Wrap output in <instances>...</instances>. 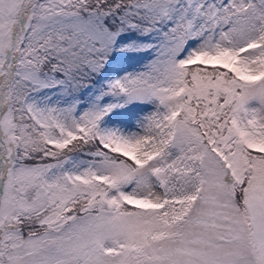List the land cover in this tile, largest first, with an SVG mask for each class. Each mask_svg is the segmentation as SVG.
<instances>
[{"label": "snow or ice", "instance_id": "1", "mask_svg": "<svg viewBox=\"0 0 264 264\" xmlns=\"http://www.w3.org/2000/svg\"><path fill=\"white\" fill-rule=\"evenodd\" d=\"M0 264H264V0H0Z\"/></svg>", "mask_w": 264, "mask_h": 264}]
</instances>
